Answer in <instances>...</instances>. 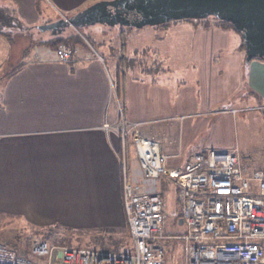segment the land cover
<instances>
[{
	"label": "crops",
	"instance_id": "1",
	"mask_svg": "<svg viewBox=\"0 0 264 264\" xmlns=\"http://www.w3.org/2000/svg\"><path fill=\"white\" fill-rule=\"evenodd\" d=\"M98 1L0 0V8L37 29L49 24L40 22L47 5L62 19ZM69 28L51 36L74 51L70 64L57 50L29 49L30 42L0 34V211L31 220H107L97 234L103 238L125 231L124 147L118 133L104 129L122 118L160 145L170 169L208 149L238 147L253 162L264 156V61L246 64L235 30L169 24V33H183L169 37L185 43L178 51L142 31L139 48L127 47L139 65L120 74L97 37L80 34L75 42Z\"/></svg>",
	"mask_w": 264,
	"mask_h": 264
},
{
	"label": "built area",
	"instance_id": "2",
	"mask_svg": "<svg viewBox=\"0 0 264 264\" xmlns=\"http://www.w3.org/2000/svg\"><path fill=\"white\" fill-rule=\"evenodd\" d=\"M56 54L70 64L74 52L60 46ZM104 129L118 133L124 147L122 202L133 251L40 237L32 240L29 255L0 243V264H166L165 247L173 240L185 244L184 264H264V169H251L238 147L208 149L192 155L183 169H170L160 145L137 125L122 118ZM168 184L177 188L178 217L186 228L181 237L164 232Z\"/></svg>",
	"mask_w": 264,
	"mask_h": 264
},
{
	"label": "rangeland",
	"instance_id": "3",
	"mask_svg": "<svg viewBox=\"0 0 264 264\" xmlns=\"http://www.w3.org/2000/svg\"><path fill=\"white\" fill-rule=\"evenodd\" d=\"M48 9L44 10L40 17V22L44 23H54L60 20V13L55 11L51 5H47ZM70 18V15H65ZM176 23H182V21H175L169 24L174 25ZM166 25L158 27H146L144 29H133V28H122L115 27L109 28L103 25H96L92 27H86L82 29H77L74 27L69 28L68 31L71 35H76L73 41H83L80 39V34L86 37L87 40L91 41L90 33L92 36L97 37L98 45L105 46V51L110 55H113L115 62L117 63V72L120 74L124 70L137 67L139 64V58L137 55L131 56L127 53L128 42H130V48L134 49L133 43L138 49L137 42H139V35L142 31H149L147 34V41L152 40L155 37H164L167 40L168 48L177 50L176 47H180L181 50L185 48V43L177 42L173 40L176 36L178 38L183 36L180 30L173 31L169 33L170 30L167 29ZM152 29V30H151ZM151 31V32H150ZM50 32L42 33L38 29H30L24 27L20 24L13 30L7 33L11 43L20 42V45H28L29 49L32 47L39 48L45 52L53 53L57 48L48 46L49 43L59 41L58 37L51 36ZM174 37L169 39V37ZM64 37V36H63ZM77 38V39H76ZM92 38V37H91ZM65 39V38H64ZM16 41V42H15ZM63 41V40H61ZM59 42L62 46L63 42ZM84 43V42H82ZM47 45V46H45ZM96 51L98 52V46L94 45ZM28 49V50H29ZM94 49V50H95ZM178 51V50H177ZM74 52V51H73ZM184 52H186L184 50ZM175 59L174 61H176ZM24 63V61H23ZM172 63V62H171ZM176 66V63H174ZM18 66H22L21 62L17 65L13 64L9 71L14 72ZM152 66V64H151ZM184 70V69H183ZM182 70V71H183ZM255 157V156H253ZM249 158V157H248ZM256 162V163H255ZM255 162L251 161V169L264 168V156L261 155L255 159ZM163 198L165 201V217H164V232L169 237H181L186 233L185 225L179 224V203L177 201V188L173 185H165ZM18 216L12 213H4L0 211V243L9 246L10 248L17 250L19 253L29 255L30 244L35 238H47L50 241L58 244H63L67 246L83 247V248H98L107 252L123 249L127 252H132L133 248L130 242V231L126 228L125 231L118 235H113L112 237H98L97 234H102V228L107 225V220H31L17 218ZM185 258V244L182 240L169 241L165 247V259L166 264H184Z\"/></svg>",
	"mask_w": 264,
	"mask_h": 264
},
{
	"label": "water",
	"instance_id": "4",
	"mask_svg": "<svg viewBox=\"0 0 264 264\" xmlns=\"http://www.w3.org/2000/svg\"><path fill=\"white\" fill-rule=\"evenodd\" d=\"M210 18L233 26L244 43L247 65L255 60L264 61V0H101L70 18L37 29L56 36L69 27L144 29ZM179 224L183 225L182 219Z\"/></svg>",
	"mask_w": 264,
	"mask_h": 264
},
{
	"label": "trees",
	"instance_id": "5",
	"mask_svg": "<svg viewBox=\"0 0 264 264\" xmlns=\"http://www.w3.org/2000/svg\"><path fill=\"white\" fill-rule=\"evenodd\" d=\"M196 22H201V23L209 24V25H212V23H213V24H216L222 28H231L234 30V28L231 24H229L227 22H223V21H218L214 18H210V19H206V20H200V21H196ZM17 27H20L19 21L16 20L15 18H12L7 10L0 8V34L6 36L10 30H13ZM59 42L60 41L52 42V43H50V46L54 47V48H57V47L59 48L61 46ZM61 42H63V41H61ZM242 48L245 50L244 43L242 45ZM261 169H264V168H261Z\"/></svg>",
	"mask_w": 264,
	"mask_h": 264
}]
</instances>
